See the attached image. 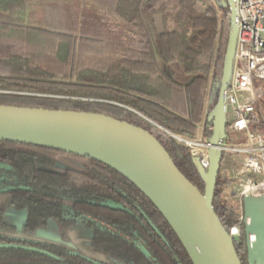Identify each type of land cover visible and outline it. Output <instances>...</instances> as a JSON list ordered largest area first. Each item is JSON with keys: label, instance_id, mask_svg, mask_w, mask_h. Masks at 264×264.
<instances>
[{"label": "trees", "instance_id": "trees-1", "mask_svg": "<svg viewBox=\"0 0 264 264\" xmlns=\"http://www.w3.org/2000/svg\"><path fill=\"white\" fill-rule=\"evenodd\" d=\"M219 1L0 0V104L98 112L140 126L203 192L189 148L166 131L194 138L203 124L211 134L208 91L229 30L228 6ZM254 128L264 134V118ZM0 163L7 165L0 167V264H111L27 237L50 220L90 229L91 249L122 264H192L156 206L111 167L2 140ZM229 182L219 170L212 197L226 221ZM19 210H26L23 236L11 215ZM234 247L244 250L245 238Z\"/></svg>", "mask_w": 264, "mask_h": 264}, {"label": "water", "instance_id": "water-1", "mask_svg": "<svg viewBox=\"0 0 264 264\" xmlns=\"http://www.w3.org/2000/svg\"><path fill=\"white\" fill-rule=\"evenodd\" d=\"M225 3L229 30L217 100L206 116L212 126L207 167L199 156L192 158L203 192L180 172L152 133L103 113L0 104V140L53 148L111 167L156 206L192 264H242L212 207L222 158L220 142L227 138L224 91L236 38L234 2ZM0 167L7 165L0 163ZM243 211L247 263L264 264V196H244Z\"/></svg>", "mask_w": 264, "mask_h": 264}, {"label": "built area", "instance_id": "built-area-1", "mask_svg": "<svg viewBox=\"0 0 264 264\" xmlns=\"http://www.w3.org/2000/svg\"><path fill=\"white\" fill-rule=\"evenodd\" d=\"M235 6L236 38L232 66L227 88L224 91L226 130L243 132L245 141L237 144L220 142L224 153L235 156L236 185L231 193L234 200L230 210L233 218L224 227L233 244L244 240L243 197L264 196V134L255 129L259 120L258 110L264 103V0H233ZM229 18L230 12H225ZM208 113V112H207ZM206 113V116H207ZM264 114V110H263ZM194 138H187L166 131L171 137L199 156L201 165L207 167L209 136L205 126ZM212 126L207 127L211 131Z\"/></svg>", "mask_w": 264, "mask_h": 264}, {"label": "rangeland", "instance_id": "rangeland-1", "mask_svg": "<svg viewBox=\"0 0 264 264\" xmlns=\"http://www.w3.org/2000/svg\"><path fill=\"white\" fill-rule=\"evenodd\" d=\"M221 4V1H219ZM225 6V3L223 4ZM228 21V24H226ZM225 27L229 28V18L226 20ZM228 36V32L226 34V38ZM226 42V41H225ZM221 75V63L220 67L217 70V78L210 83L208 97H207V106L212 107L217 100V93L219 87V79ZM264 118V115L259 114V120L261 121ZM227 138L224 140L229 144H237L245 141V136L243 132H235L226 130ZM75 160H69V163H65V165H72ZM236 158L234 155L227 154L224 156V160L220 165V174L222 177L230 180L229 183L226 184L223 190V200L228 204V206H233L234 200L231 198V193L234 190V186L236 185V177H235V167H236ZM50 168L61 171L64 166L56 165L55 167L50 166ZM26 210L19 211H11V215L14 217L15 222V235L23 236L22 233V223L25 217ZM28 238L32 240H36L39 242H51L57 243L68 250L84 255L88 258L95 259L101 262H107L111 264H122L118 261L112 260L109 257L103 256L101 254L95 253L90 246V241L92 237V231L90 229H80L74 228L70 226H63L60 222L56 220H50L46 227L40 228L36 230L32 234L27 235Z\"/></svg>", "mask_w": 264, "mask_h": 264}, {"label": "flooded vegetation", "instance_id": "flooded-vegetation-1", "mask_svg": "<svg viewBox=\"0 0 264 264\" xmlns=\"http://www.w3.org/2000/svg\"><path fill=\"white\" fill-rule=\"evenodd\" d=\"M59 222V221H58ZM153 231L157 234V236L163 241L165 242V238L162 236V234L158 231V229L153 225V223H151L149 221ZM141 249H143L147 254H148V251L144 248V246H140ZM238 257L241 261L242 264H248L247 263V253H246V246H245V249L244 250H239L238 251ZM92 259V258H91ZM95 260V259H94ZM97 261V260H96ZM98 262H101V261H98Z\"/></svg>", "mask_w": 264, "mask_h": 264}, {"label": "crops", "instance_id": "crops-1", "mask_svg": "<svg viewBox=\"0 0 264 264\" xmlns=\"http://www.w3.org/2000/svg\"><path fill=\"white\" fill-rule=\"evenodd\" d=\"M199 131H200V130L198 129L197 134H198ZM204 131H205V130H204Z\"/></svg>", "mask_w": 264, "mask_h": 264}]
</instances>
